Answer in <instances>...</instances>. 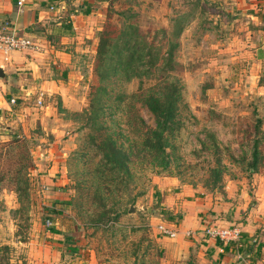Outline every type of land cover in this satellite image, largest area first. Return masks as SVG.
<instances>
[{"label": "rangeland", "instance_id": "rangeland-1", "mask_svg": "<svg viewBox=\"0 0 264 264\" xmlns=\"http://www.w3.org/2000/svg\"><path fill=\"white\" fill-rule=\"evenodd\" d=\"M59 1L64 6L59 20L70 22L73 31L64 44L54 34H45L64 57L63 72H49L60 86L59 93L32 84L43 75L35 79L26 72L25 91H34L14 93L16 103L8 111L0 110V151L9 141L24 144L12 153L20 158L27 151L31 163L28 183L19 191L6 177L0 180V264H32L44 249L52 252L53 243L63 244L70 259L83 263L186 264L188 257L173 253L180 245L177 238L163 236L158 224L179 233L182 208H188L185 198L204 197L201 190L226 197L227 185L252 196V184L264 182V99L247 93V72H239L244 67L236 61L246 47L240 40L250 34L249 38L257 37L258 28L264 27V3L117 0L108 20L107 1ZM248 4L253 10L247 9ZM120 8L136 13L133 20L155 49L165 50L170 33L182 26L170 71L171 80L180 86L176 111L180 124L163 150L143 145L156 120L141 101L143 95L161 88L160 69L148 78L113 77L107 84L110 94L104 115L96 119L92 113L98 36L107 22L118 27L126 23L116 13ZM74 23L80 26L74 28ZM257 121L260 160L254 167ZM106 133L129 156L127 172L123 168L108 173V181L97 172L100 154L93 142V137L99 142ZM10 161L4 153L0 156V174L13 169ZM187 190L195 196L186 195ZM246 195L242 200H249ZM105 209L107 215L102 214ZM47 218L53 221L50 228ZM185 239L191 236L186 234Z\"/></svg>", "mask_w": 264, "mask_h": 264}, {"label": "crops", "instance_id": "crops-1", "mask_svg": "<svg viewBox=\"0 0 264 264\" xmlns=\"http://www.w3.org/2000/svg\"><path fill=\"white\" fill-rule=\"evenodd\" d=\"M17 1L0 0V27L8 24L17 33L37 38L43 42L41 43L43 50L41 52L13 51L7 55L0 53V68L4 72V77L0 78L1 111L10 110L9 99L15 98L16 94L26 90L24 88L26 82L23 77L27 74L26 72H32L35 79H39L43 75L41 81L35 80L37 83L32 84L45 92L59 93L60 86L56 79L49 76V72H63L64 66L61 61L64 57L61 56L58 49L49 44L45 34H54L59 38L61 44L71 37L68 34H60L59 14L64 6L59 0H24L21 6L17 5ZM259 1L264 3V0ZM262 5L264 11V4ZM245 6L247 9L253 10L254 8L253 4ZM73 26L76 28L80 25L74 23ZM258 29L261 30L257 34L258 38H253V36V39L249 38L250 34L243 41L240 40L241 44L246 42V47L242 48L243 53L235 56L238 57L236 61L244 67L239 72H247L245 84L247 93H250L253 99L260 97L264 99V27ZM244 59L245 63H243ZM44 74L46 75L44 76ZM27 90L25 92L32 93L34 91L29 88ZM14 93L15 95H13ZM262 108L264 109V104ZM252 187V196H248L242 191L238 192L236 188L232 190L227 185L226 197L214 196L212 193L201 190L199 193L204 197L196 196L193 201L185 198L182 202L187 204L188 208H182L185 214L182 217L180 229H178L177 239L175 238L180 245L173 248V253L176 255L183 253L185 257H188L185 260L186 264H264V182H255ZM185 194L195 196L193 190H187ZM245 195L248 196V201L242 200V197L245 199ZM170 209H173V206ZM174 209L179 210L178 207ZM211 224L238 226L241 230L239 242L225 245L218 239L208 237L203 233V229ZM189 230L191 239L186 240L185 236ZM48 235L55 239L61 237L59 233H49ZM53 244L55 248L52 252L44 249V255H41L32 264H94L92 261L83 263L70 259V256L66 255L68 250L62 246L63 244ZM163 248L164 252L165 250L168 252L169 248L164 245Z\"/></svg>", "mask_w": 264, "mask_h": 264}, {"label": "trees", "instance_id": "trees-1", "mask_svg": "<svg viewBox=\"0 0 264 264\" xmlns=\"http://www.w3.org/2000/svg\"><path fill=\"white\" fill-rule=\"evenodd\" d=\"M98 1V0H97ZM107 1L109 8L107 11L108 20L112 17V4L117 0H100ZM119 16L126 19L123 26L118 27L111 22H107L105 27L100 31L98 36V43L96 47V58L93 68L97 84L92 86L90 92V106L92 113L96 119L104 115V105L108 95L110 94L107 84L113 77L122 78L123 80H131L132 78L153 77L154 69H160L161 88L157 93H150L143 95L141 101L153 113L156 120L155 129L148 131L147 136L143 140V145L149 147L150 150L158 151L165 148L169 136L175 131L176 124H180L177 119L178 100L180 99V86L175 80H171L170 71L174 66V52L178 47V42L175 40L182 32V26H177L168 38L165 50L161 46L154 48V44L145 41L143 32L139 25L133 20L136 13L129 8H120L116 12ZM71 34L72 24L70 22L60 23V34ZM159 64V65H157ZM262 82V80H260ZM116 99H121L116 96ZM259 121V120H258ZM255 125V148L253 150L252 166H256L258 159V131L260 130V122ZM99 142L95 141L96 150L100 154L97 172H99L103 179L110 180L106 177L108 173L114 174L119 172V169L125 168L127 172L128 152L119 146L111 134H104L100 136ZM15 143V142H14ZM18 145H24L13 142L3 143L5 150L1 149L0 156L4 153L5 157L11 160L9 163L13 169H7L0 174V180L6 177L9 182L15 185V189L19 191L23 185H27L28 168L31 167L28 152L20 155V158H15L12 149ZM21 160L26 162L20 164ZM254 170V169H253ZM105 175V176H104ZM115 180L111 182L114 184ZM133 201V200H132ZM131 201V202H132ZM104 206V205H103ZM108 210H103L102 214L107 215ZM130 216V215H129ZM104 217V216H103ZM157 264V263H156Z\"/></svg>", "mask_w": 264, "mask_h": 264}, {"label": "built area", "instance_id": "built-area-1", "mask_svg": "<svg viewBox=\"0 0 264 264\" xmlns=\"http://www.w3.org/2000/svg\"><path fill=\"white\" fill-rule=\"evenodd\" d=\"M24 0H18L17 5L21 6ZM43 45L37 41L34 37L17 33V31L10 28L8 24L0 27V53L7 55L13 51H33L41 52ZM9 103L13 105L16 103V98L11 97ZM38 104H42V93L38 97ZM47 228L53 226V221L50 218L46 220ZM159 232L166 237L175 238L177 231L167 226L164 223H160L157 226ZM203 233L208 237L218 239L223 244L228 245L231 243H238L241 238V230L238 226H223L219 224H211L203 229ZM191 234V232H187Z\"/></svg>", "mask_w": 264, "mask_h": 264}, {"label": "water", "instance_id": "water-1", "mask_svg": "<svg viewBox=\"0 0 264 264\" xmlns=\"http://www.w3.org/2000/svg\"><path fill=\"white\" fill-rule=\"evenodd\" d=\"M4 77V72H3V69L0 68V78H3Z\"/></svg>", "mask_w": 264, "mask_h": 264}]
</instances>
